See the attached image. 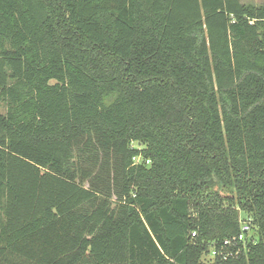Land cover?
Instances as JSON below:
<instances>
[{"label":"trees","instance_id":"obj_1","mask_svg":"<svg viewBox=\"0 0 264 264\" xmlns=\"http://www.w3.org/2000/svg\"><path fill=\"white\" fill-rule=\"evenodd\" d=\"M0 104V264H264V4L0 0Z\"/></svg>","mask_w":264,"mask_h":264},{"label":"built area","instance_id":"obj_2","mask_svg":"<svg viewBox=\"0 0 264 264\" xmlns=\"http://www.w3.org/2000/svg\"><path fill=\"white\" fill-rule=\"evenodd\" d=\"M132 160L135 163L141 161L140 155H136L132 157ZM145 163H149V159L145 160ZM192 236L195 235V232L191 233ZM252 238V226H251V218L250 217H242L240 219V229L239 232L229 238L224 239L222 242L214 241L208 252L203 256V263L212 262L215 258L227 259L229 257H237L240 253V247L238 246V242H242L243 245L246 244L247 241H250ZM237 244V248L235 249V245Z\"/></svg>","mask_w":264,"mask_h":264},{"label":"rangeland","instance_id":"obj_3","mask_svg":"<svg viewBox=\"0 0 264 264\" xmlns=\"http://www.w3.org/2000/svg\"><path fill=\"white\" fill-rule=\"evenodd\" d=\"M242 2L245 3H251V4H255V5H259V4H264V0H241ZM0 111H4V107L2 104H0ZM133 145L137 146V147H141L140 144H137L136 142L133 143ZM240 216H244V214L241 212Z\"/></svg>","mask_w":264,"mask_h":264}]
</instances>
